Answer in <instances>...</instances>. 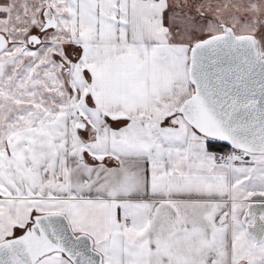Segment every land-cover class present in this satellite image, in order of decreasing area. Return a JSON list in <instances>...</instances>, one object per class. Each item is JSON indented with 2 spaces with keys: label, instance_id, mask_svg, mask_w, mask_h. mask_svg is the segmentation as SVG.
<instances>
[{
  "label": "snow or ice",
  "instance_id": "obj_1",
  "mask_svg": "<svg viewBox=\"0 0 264 264\" xmlns=\"http://www.w3.org/2000/svg\"><path fill=\"white\" fill-rule=\"evenodd\" d=\"M0 264H264V0H0Z\"/></svg>",
  "mask_w": 264,
  "mask_h": 264
},
{
  "label": "trees",
  "instance_id": "obj_2",
  "mask_svg": "<svg viewBox=\"0 0 264 264\" xmlns=\"http://www.w3.org/2000/svg\"><path fill=\"white\" fill-rule=\"evenodd\" d=\"M221 150L223 151V150H227V149H226L225 147L222 146V147H221Z\"/></svg>",
  "mask_w": 264,
  "mask_h": 264
}]
</instances>
